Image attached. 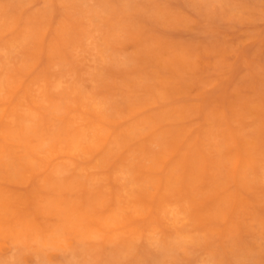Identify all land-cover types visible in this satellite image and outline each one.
Listing matches in <instances>:
<instances>
[{
    "label": "rangeland",
    "instance_id": "374dc122",
    "mask_svg": "<svg viewBox=\"0 0 264 264\" xmlns=\"http://www.w3.org/2000/svg\"><path fill=\"white\" fill-rule=\"evenodd\" d=\"M0 166V264H264V0H0Z\"/></svg>",
    "mask_w": 264,
    "mask_h": 264
},
{
    "label": "bare ground",
    "instance_id": "6f19581e",
    "mask_svg": "<svg viewBox=\"0 0 264 264\" xmlns=\"http://www.w3.org/2000/svg\"><path fill=\"white\" fill-rule=\"evenodd\" d=\"M3 2H5V1H3ZM15 9V8H14ZM12 15V14H11ZM13 16V15H12ZM24 16V15H23ZM16 22V21H15ZM21 22V21H20ZM20 22H18V23H20ZM24 23V22H23ZM26 26V25H25ZM129 71V70H128ZM148 92H149V90H148ZM155 95V94H154ZM227 119V118H226ZM100 133H101V131H100ZM115 130L114 129H112V127H108L107 129H105V130H103L102 131V133H101V135L104 137V140H103V147H102V150H104V149H107V147H108V144L111 142V140H112V138L113 139H116V137H115ZM102 150H100V151H102ZM106 151V150H105ZM21 153V152H20ZM22 154V153H21ZM25 155V154H24ZM28 155V154H27ZM31 155V154H30ZM33 155V154H32ZM34 156V155H33ZM108 156H110V155H108ZM25 157H26V155H25ZM240 157V156H239ZM10 160V159H9ZM113 160H115V159H113ZM239 161H240V159H239ZM239 161H238V163H237V165H236V169L238 168V166H239ZM10 162H11V160H10ZM138 163V162H137ZM1 167V166H0ZM109 179H110V177H109ZM156 181V180H155ZM154 181V182H155ZM162 182V181H161ZM160 182V183H161ZM156 198V197H155ZM154 198V199H155ZM236 198H237V196H236ZM143 200V199H142ZM145 201V200H144ZM138 204V203H137ZM138 206V205H137ZM139 212H140V210H139ZM181 217H182V215H181ZM190 221H192V220H190ZM199 231V230H198ZM201 231V230H200ZM54 235V234H53ZM53 240H55V238L53 237ZM56 241V240H55Z\"/></svg>",
    "mask_w": 264,
    "mask_h": 264
}]
</instances>
